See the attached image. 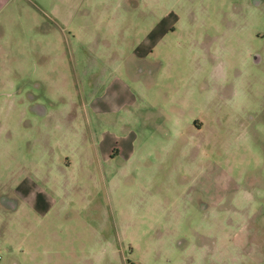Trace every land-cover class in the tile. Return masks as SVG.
Returning a JSON list of instances; mask_svg holds the SVG:
<instances>
[{"label":"rangeland","instance_id":"1","mask_svg":"<svg viewBox=\"0 0 264 264\" xmlns=\"http://www.w3.org/2000/svg\"><path fill=\"white\" fill-rule=\"evenodd\" d=\"M0 264H264V0L2 1Z\"/></svg>","mask_w":264,"mask_h":264},{"label":"crops","instance_id":"2","mask_svg":"<svg viewBox=\"0 0 264 264\" xmlns=\"http://www.w3.org/2000/svg\"><path fill=\"white\" fill-rule=\"evenodd\" d=\"M2 1L4 0H0V9ZM151 42L152 40L150 38H146V40L142 43L141 50L148 47ZM135 54H138V52H136ZM107 58L112 57L109 56ZM102 68L104 67L101 66L100 69ZM103 71H105V69L101 70V72ZM101 90L102 94L99 95V97H94L90 102L93 108L99 113H104L110 110H117L134 102L133 94L130 92L128 86L122 80L115 79L109 85H102ZM134 139L135 136L133 135L130 138V141L133 142ZM129 144L130 142H128L127 140H121L114 135H104V137H102L97 144L95 143L93 147L97 163L109 162L111 161L113 155H123L127 157L132 152Z\"/></svg>","mask_w":264,"mask_h":264}]
</instances>
